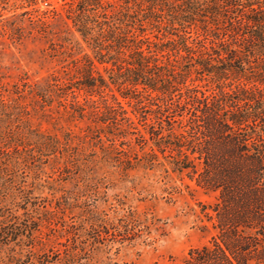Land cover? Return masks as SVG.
Masks as SVG:
<instances>
[{"label":"rangeland","instance_id":"rangeland-1","mask_svg":"<svg viewBox=\"0 0 264 264\" xmlns=\"http://www.w3.org/2000/svg\"><path fill=\"white\" fill-rule=\"evenodd\" d=\"M79 1L0 0V209L18 223L4 233L13 232V251L32 245L50 255L71 246L86 264H183L217 234L210 208L218 192L153 150L148 132L166 97L125 82L121 72L127 77L133 67L94 60L72 22ZM124 12L123 0H101L91 15L123 37ZM147 31L149 42L166 43ZM173 54L159 53L163 67H148L147 77L184 94L174 82L183 75L218 97L212 79ZM173 132L181 133L178 125ZM182 141L203 147L205 140L189 130ZM212 143L217 159L223 150ZM10 253L0 264H13Z\"/></svg>","mask_w":264,"mask_h":264},{"label":"trees","instance_id":"trees-1","mask_svg":"<svg viewBox=\"0 0 264 264\" xmlns=\"http://www.w3.org/2000/svg\"><path fill=\"white\" fill-rule=\"evenodd\" d=\"M123 3V37L106 32L109 23L92 17L101 0H80V16L72 22L96 62L133 67L126 69L127 77L121 72L125 82L166 97L159 124L148 132L153 150L171 154L178 173L189 171L196 175L198 186L218 192L219 204L210 208L217 234L208 245L190 250L183 264H264V0ZM129 28L139 33L130 35ZM147 28L157 33L158 41L163 40L160 36L166 38V43L149 42ZM162 52L174 53L184 59V67L212 79L218 97L201 92L199 85L188 86L183 75L174 82L184 94L176 93L169 82L161 86L148 78V67H163L158 59ZM124 53L128 59L121 60ZM115 80L111 83L118 85ZM175 125L181 130L176 136ZM189 130L203 135V147L182 141ZM211 141L223 150L217 159ZM212 161L215 171L209 165ZM0 214V262L2 252L8 250L13 264H86L81 249L71 246L50 255H37L32 245L11 250L13 232L4 229L16 227L17 219L8 209L1 208Z\"/></svg>","mask_w":264,"mask_h":264}]
</instances>
